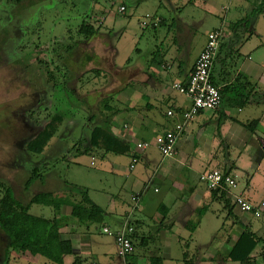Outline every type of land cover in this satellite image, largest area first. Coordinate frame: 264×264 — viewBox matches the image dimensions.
<instances>
[{"label": "crops", "instance_id": "obj_1", "mask_svg": "<svg viewBox=\"0 0 264 264\" xmlns=\"http://www.w3.org/2000/svg\"><path fill=\"white\" fill-rule=\"evenodd\" d=\"M119 1L120 11L126 7L121 14L134 3L147 9L143 21L159 17L162 22L155 27L144 26L140 21L144 30L151 28L156 32L145 39V35L133 32L132 18L127 24H120L124 21L115 18L118 14L102 0H91V9L83 19L100 24L96 37L102 40L105 57L100 59V73L104 74L101 78L105 85L106 76H110L112 86L107 87V93L98 95L102 100L112 95L116 104L124 108L113 118L111 129L132 149L127 154L92 150L88 153L92 169L85 171L87 176L81 181L64 179L87 189L91 199L106 211L103 222L75 218L72 202L81 196L63 190L62 179L52 169L53 160L38 163L44 179L38 180L37 192H55L57 199L69 200L62 204L58 215L64 218L61 232L73 243L75 254L65 256L64 264H74L76 256L83 264H152L155 257L164 264H186L192 258L197 264H230L233 261H225L224 256L245 227L264 239V217L237 213L233 205L230 214L221 193L211 190L201 175L217 168L224 170L237 178L240 190L249 200L254 204L264 202V97L260 98L264 94V33L258 28L264 14H250L262 0H235L240 8L236 6L231 11L232 19L225 14L222 23L201 33L193 28L201 23L199 15L192 14L188 20L182 14L189 8L192 12L215 11L212 0ZM161 8L167 16L159 14ZM119 24L123 29L114 34L111 27ZM162 26L166 28L160 30ZM219 29L224 30V37L213 79L221 88V105L216 110L201 111L186 127L175 156L164 157L156 138L184 122V114L192 106L191 97L178 91L175 84L188 85L209 34ZM150 40L155 41L153 47ZM109 55L112 62L105 61ZM252 122H256L254 130L247 126ZM94 126L89 125L86 135L84 132L85 140ZM141 141L151 145L140 151L137 143ZM135 157L136 166L132 168ZM136 194L141 195L139 206L133 200ZM42 206L50 210L41 208L36 215H57L53 207ZM126 222L135 228V252L122 258L114 237L104 228L117 231ZM263 248L260 244L254 255L261 254ZM6 260L9 264H57L40 255L17 251H12Z\"/></svg>", "mask_w": 264, "mask_h": 264}, {"label": "rangeland", "instance_id": "obj_2", "mask_svg": "<svg viewBox=\"0 0 264 264\" xmlns=\"http://www.w3.org/2000/svg\"><path fill=\"white\" fill-rule=\"evenodd\" d=\"M102 1L114 13L118 14L115 18L124 21L120 24H127L128 19L132 18L134 33L141 37L145 35V39L156 34L153 29L144 30L140 26V21H143L142 17L146 18L147 9L130 3L128 12L121 14L119 0L113 2L114 5L110 4L108 0ZM212 3L216 5L215 11L206 12L198 9L196 12H192L189 8L183 12L182 16L189 20L188 16L199 15V19H202L201 23L197 26L194 25L193 28L196 31L200 30L201 33L208 32L214 25L222 23L225 20V14H227V18L232 19L231 11H234V8L236 10V6L240 8L235 0H212ZM90 4L91 0H28L22 5H14L8 0H0V23H8L12 26L9 32L0 26V39H8L7 37L10 36L9 43L14 45L13 50L7 54L10 62L4 57L3 50H0V183L7 184L8 182V185L15 188L17 196L23 201H28L29 196L37 192L39 181L36 180L28 189L25 184L30 177L35 179L34 169L41 160H53L52 169L62 181L64 179L81 181L87 176L85 171L92 169L88 165L91 162V155L83 152L87 144H80L79 141L84 132H87L89 125H95L97 121L101 120L98 105L101 96L97 93L102 91L107 93L109 91L107 87L112 86L110 85L111 79L107 75V85H105L101 78L104 74H98L95 71H100V67L103 68L100 59L104 60L105 58L100 45L101 39L93 38L92 47L89 48L83 47V44L78 48L76 57L71 55L72 52L68 48V45L86 39L80 29L83 19L91 9ZM225 6L232 9L228 11L224 9ZM95 7L99 8L96 4ZM159 14L167 16L162 8ZM250 14L258 15L254 11ZM210 20H212L211 23ZM120 24L115 25L117 27H111L112 30L114 29V34H118L123 29V25L119 27ZM94 25L96 28L100 26L98 22H95ZM165 28L162 26L160 30ZM258 28L264 33V15L259 21ZM145 39L142 40V45L145 44ZM148 42L153 47L155 41ZM88 55L93 59L90 60ZM133 56L135 59L138 57L136 53ZM26 57L29 59L27 60ZM111 60L112 57L109 55L105 61ZM41 61H44V64H40ZM17 65H20L21 69L17 68ZM24 65H29L33 72H28L26 75V72L22 70ZM36 69L38 76L35 78L33 73ZM47 73L52 75L51 79L56 80L58 88L50 85L46 89L47 93L41 94L39 103L45 107L44 109L40 110L38 103L34 106H27L33 100L35 81L39 83L40 87V83L46 82ZM69 75H71V79L68 78ZM30 79L34 80L33 84L28 83ZM98 80L100 82H97ZM64 81L69 89L64 88ZM73 87L76 88L75 93L72 91ZM58 112L65 115L58 134L43 154L31 153L27 149V144L35 138L38 132L30 136L29 129L23 123L27 122L33 126L41 125L39 130L41 131ZM85 135L82 137L83 139ZM1 193L4 194V190ZM41 208L46 212L50 210L45 206L35 204L30 211L38 214ZM204 248L206 249V247ZM0 249L2 248L0 247ZM258 255L260 252L256 258ZM0 257H3L1 252ZM6 259L0 260V264H7ZM189 261L197 264L193 258ZM230 264L242 263L231 262ZM258 264H264L260 256Z\"/></svg>", "mask_w": 264, "mask_h": 264}, {"label": "trees", "instance_id": "obj_3", "mask_svg": "<svg viewBox=\"0 0 264 264\" xmlns=\"http://www.w3.org/2000/svg\"><path fill=\"white\" fill-rule=\"evenodd\" d=\"M8 1L14 5H22L28 0ZM260 12H264V0H262L254 11V13ZM1 24L2 23H0V26ZM236 26H238V24ZM9 27V24L5 25L6 30H8ZM80 32L85 35L86 39L68 45L70 52H72L71 55L74 57L78 55V48L82 47L83 44V47L86 48L91 46L90 42L99 34V29L85 20L81 25ZM88 56L90 60L93 59L90 55ZM26 58L27 60L29 59V57ZM40 64H44V61H41ZM27 67H29V65H27ZM95 71L98 74L100 73L99 70ZM72 72L70 71L71 75ZM47 74L48 78L45 82L46 86L43 88L50 85L58 88L56 80L51 79L52 75L49 73ZM71 75H69L68 78L71 79ZM78 78L80 79V77ZM213 82L215 83L214 79ZM64 88L69 89L67 88L65 81ZM75 90L76 88L73 87L72 91L74 93ZM262 96L264 97V94L260 95V98H262ZM98 105L100 108L101 120L93 127L88 140H85L82 137V139L80 138V144H87L83 152L88 154L91 153L92 150H100L104 154H127L132 149L131 144L118 137L111 129L113 118L121 113L124 108H121L116 104L112 95L105 97L103 100L101 99ZM64 119L65 115L62 112L53 115V118L48 124L38 132L35 138L28 142L27 149L33 154H43L47 147L50 146L54 137L58 134L57 132L60 129L61 124L64 122ZM254 124H256V122L249 123L247 126L254 130ZM80 144H78V146H80ZM137 149L140 150L138 148V143ZM135 159H137V157H135L134 160ZM34 173L35 179L34 177L29 178L25 184L26 189L32 187L36 180L44 179L43 171H40V167L36 166ZM62 188L68 193H75L81 196L79 201L72 202V214L75 218L85 222H103L105 220V209L91 199L86 188L70 183L66 180H63ZM2 190H4V194L1 193ZM213 191L221 193L220 198L225 202L230 214H233L234 206L232 208V200L228 196L227 191L221 189ZM28 199V201L21 200V198L17 196L15 188L10 186V184L8 185V182L7 184L0 183V247L2 248L0 249V252L3 253V257H0V260L8 258L12 251H17L21 253L29 252L34 256L40 255L54 263L64 264L65 256L75 254L73 243L70 240L65 239L61 232L64 218L58 215L62 204L69 200H59L55 197V192L48 191L36 192L32 196H29ZM34 204L51 206L56 210L57 215L54 218L36 215L30 211ZM260 244L264 245V239L250 227H245L242 233L238 236L236 243L228 251V254L224 256V260L240 262L242 264H258V258H256L254 253ZM130 256L131 255L127 258ZM260 258H262L264 262V251L260 254ZM74 264H83V261L80 257L76 256ZM152 264H164V262L161 258L155 257L152 259ZM186 264L194 263L186 260Z\"/></svg>", "mask_w": 264, "mask_h": 264}, {"label": "built area", "instance_id": "obj_4", "mask_svg": "<svg viewBox=\"0 0 264 264\" xmlns=\"http://www.w3.org/2000/svg\"><path fill=\"white\" fill-rule=\"evenodd\" d=\"M121 10H126V7L122 6ZM161 21L159 17H148L143 24L144 26L151 25L157 27L161 24ZM223 37V29L211 32L196 62L195 68L190 73L188 85H184L181 82L175 84V88L178 91L191 97L192 106L185 112L184 122L177 124L175 129L156 138V145L164 157L175 156L177 153L178 141L185 132L186 127L201 111L216 110L221 105V88L213 82L212 75ZM169 114L172 115L173 111H169ZM150 145L151 143L148 141H141L138 143V148L140 151H145ZM136 162L137 159L134 160L132 168L136 166ZM95 163V158H93L92 164ZM201 180L211 190H226L237 213L251 214L258 218L264 217V202L254 204L249 200L245 193L240 190V184L237 178L231 173L217 168L202 174ZM140 198V194L133 196V200L137 206L140 205ZM104 231L114 237L120 257L127 258L135 252V243L133 239L135 228L130 222H126L125 225L117 231H113L109 227H105Z\"/></svg>", "mask_w": 264, "mask_h": 264}, {"label": "flooded vegetation", "instance_id": "obj_5", "mask_svg": "<svg viewBox=\"0 0 264 264\" xmlns=\"http://www.w3.org/2000/svg\"><path fill=\"white\" fill-rule=\"evenodd\" d=\"M10 18H12V17H10ZM6 24H8V23H2L1 24V26L4 28V30H6L5 29V25ZM12 28V26L10 25V27H9V29H8V32H9V30ZM7 31V30H6ZM8 39H5V38H1L0 39V50L2 51L3 50V54H4V57H6L7 58V54L8 53H10L12 50H13V48H14V45H13V43H9V38H10V36H8L7 37ZM8 43V45H6ZM8 48V49H7ZM7 49V50H6ZM21 58V57H20ZM7 60H8V58H7ZM8 62H10L9 60H8ZM17 68H19V69H21V66L20 65H17ZM22 70H24L25 72H26V75H27V73L29 72V73H32L33 72V69H31V68H29V67H27L26 65H24L23 67H22ZM36 73H38L37 72V69H36V71H34V73H33V76L35 75V78L38 76ZM40 80V79H39ZM34 80H28V83L29 84H33L34 82H33ZM35 90H34V92L32 93V95H33V100H31V103L29 104V105H27V106H34L36 103H38L37 105L39 106L38 108L40 109V110H42V109H44L45 107L41 104L40 105V103H39V101L41 100V94L43 93V94H46L47 92V87L46 88H43V87H45L46 86V83H44V84H42V83H40V87H39V83L38 82H36L35 81ZM43 85V86H42ZM26 106V107H27ZM27 113V112H26ZM32 113V112H31ZM25 115V114H24ZM16 117V116H15ZM21 121V120H20ZM24 122V121H23ZM23 125H25L26 127H27V129H29V131H30V136H33V135H35V134H37V132H39V130H40V128H41V125H39V126H33V125H30V124H27V122H24L23 123ZM30 127V128H29ZM34 129H36V131H34ZM21 132V131H20ZM18 134V133H17Z\"/></svg>", "mask_w": 264, "mask_h": 264}]
</instances>
